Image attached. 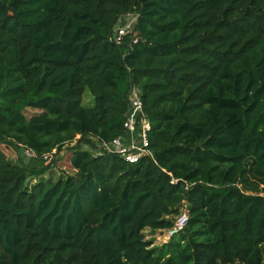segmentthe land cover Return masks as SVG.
<instances>
[{
  "label": "trees",
  "instance_id": "obj_1",
  "mask_svg": "<svg viewBox=\"0 0 264 264\" xmlns=\"http://www.w3.org/2000/svg\"><path fill=\"white\" fill-rule=\"evenodd\" d=\"M135 87L153 158L128 164L98 153ZM262 185L264 0H0V264H264Z\"/></svg>",
  "mask_w": 264,
  "mask_h": 264
},
{
  "label": "built area",
  "instance_id": "obj_2",
  "mask_svg": "<svg viewBox=\"0 0 264 264\" xmlns=\"http://www.w3.org/2000/svg\"><path fill=\"white\" fill-rule=\"evenodd\" d=\"M137 21L138 16L136 14L129 13L123 15L113 29L111 41L116 44H121L134 30ZM134 42H137V40ZM125 118L124 134L111 142L101 144V149L98 154H102L100 152L115 154L128 164H137L145 157L153 158L149 139L152 124L149 115L144 108L141 92L136 87L130 92L129 105ZM26 154L30 159L37 157L36 153L33 151L27 150ZM52 158L53 154H47L44 156V160L48 163L52 161ZM172 183H176V180H173ZM188 219V213L182 212L176 219L175 227L169 231L168 237L171 238L183 231L188 223Z\"/></svg>",
  "mask_w": 264,
  "mask_h": 264
},
{
  "label": "rangeland",
  "instance_id": "obj_3",
  "mask_svg": "<svg viewBox=\"0 0 264 264\" xmlns=\"http://www.w3.org/2000/svg\"><path fill=\"white\" fill-rule=\"evenodd\" d=\"M86 103H93V98L91 95H87L86 99H85ZM37 111L28 109L27 111H25V114L30 117L31 115H33L34 113H36ZM2 151L6 154L7 159L10 163H12L13 165H19L21 166V160L19 158V153L16 149L11 148V147H7V146H3L2 147ZM71 152L66 148L64 149L60 154L58 155H53L52 161H55V165L54 167L41 179L43 180H47V179H51V180H57L59 179V177L62 176H66V175H75L76 171L72 168V166L70 165V158H71ZM28 155L26 154L23 158H26ZM29 157V156H28ZM50 162V163H51ZM48 162L45 161V164L48 165L50 164ZM36 183V179H29L28 185L32 186L33 184ZM262 187H264V185H262ZM264 190V188H263ZM261 195H264V192H261ZM183 212L187 211L186 209L182 210ZM148 239L153 240L155 246L162 248L165 246V248L168 249L167 246H169L171 239L168 237V235L166 233H162V232H151V231H147L146 232Z\"/></svg>",
  "mask_w": 264,
  "mask_h": 264
},
{
  "label": "water",
  "instance_id": "obj_4",
  "mask_svg": "<svg viewBox=\"0 0 264 264\" xmlns=\"http://www.w3.org/2000/svg\"><path fill=\"white\" fill-rule=\"evenodd\" d=\"M20 154H21L22 157H24V156L26 155V150H25L24 147H21V149H20ZM26 162H27V163L30 162V158H29L28 156L26 157Z\"/></svg>",
  "mask_w": 264,
  "mask_h": 264
}]
</instances>
